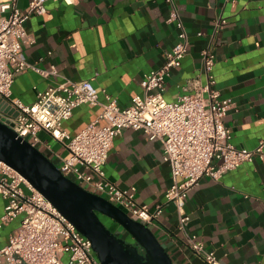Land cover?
<instances>
[{
	"label": "crops",
	"instance_id": "1",
	"mask_svg": "<svg viewBox=\"0 0 264 264\" xmlns=\"http://www.w3.org/2000/svg\"><path fill=\"white\" fill-rule=\"evenodd\" d=\"M31 2L17 0V6L25 11ZM174 2L190 43L181 66L166 77L164 98L176 101L184 93L183 85L197 76L205 82L201 50L217 18H225L227 25L214 46L215 87L234 103L224 118L232 143L255 148L264 141V0ZM46 8L45 14L33 15L25 24L35 42L24 46V53L29 63L47 71L54 68L57 75L45 77L28 70L17 76L13 96L27 105L36 101L37 92L68 79L91 81L101 103L108 95L122 108L128 107L134 96L143 93L144 76L164 64L178 40L174 24L167 22L171 10L167 0H74L72 4L48 0ZM100 111V106L82 105L63 128L74 136ZM39 137L38 149L59 166L67 149L45 131ZM103 170L118 187H135L141 205L162 206V214L148 227L174 264H208L186 244L177 209L166 200L173 180L160 140L125 129L114 140ZM5 205L0 195V218ZM185 212L190 217L188 231L221 264H264V161L245 163L219 180L204 177L189 192ZM20 222L17 217L0 229V248ZM62 261L68 264V256Z\"/></svg>",
	"mask_w": 264,
	"mask_h": 264
},
{
	"label": "built area",
	"instance_id": "2",
	"mask_svg": "<svg viewBox=\"0 0 264 264\" xmlns=\"http://www.w3.org/2000/svg\"><path fill=\"white\" fill-rule=\"evenodd\" d=\"M47 1L32 0L22 11L17 0H0V100L17 112L13 118L0 111V119L7 120L19 137L35 147L41 142L39 133L47 132L68 151L67 157L57 166L62 174L103 196L132 220L147 226L160 217L162 206L150 209L141 205L136 198V188L118 187L105 176L103 166L114 140L125 129L140 131L148 140H160L173 180L165 197L177 209L178 228L194 254L208 264H221L215 253L207 250L197 236L188 231L190 217L185 212L188 194L204 177L219 180L245 163L256 159L264 161V141L253 149L237 147L224 123L234 103L230 98L222 97L215 87L212 72L216 38L227 20L217 18L209 42L201 50L205 82L199 76L188 80L183 85L184 93L174 102L164 98L165 80L172 70L181 66L190 42L174 0H167L171 6L167 22L174 24L178 40L166 54L164 64L144 76L143 93L134 96L128 107L122 108L108 95H105L106 102L101 103L99 92L91 81L78 83L68 79L37 92L36 101L27 105L13 96L15 78L28 70L45 77L57 75L54 68L47 71L29 63L24 53V46L35 42L25 24L31 16L47 12ZM64 1L67 4L74 2ZM82 105L100 106L101 111L92 122L71 136L63 124ZM0 195L6 201L0 229L21 217L18 230L0 248V262L63 264L62 258L67 255L68 264H102L91 241L42 193L1 160Z\"/></svg>",
	"mask_w": 264,
	"mask_h": 264
},
{
	"label": "water",
	"instance_id": "3",
	"mask_svg": "<svg viewBox=\"0 0 264 264\" xmlns=\"http://www.w3.org/2000/svg\"><path fill=\"white\" fill-rule=\"evenodd\" d=\"M0 111L13 118L17 116L1 100ZM0 160L22 175L91 241L102 264H174L147 225L132 220L103 196L66 177L43 152L19 137L12 124L3 118L0 119ZM99 214L116 223L117 230L108 228ZM123 233L135 243L121 238Z\"/></svg>",
	"mask_w": 264,
	"mask_h": 264
},
{
	"label": "flooded vegetation",
	"instance_id": "4",
	"mask_svg": "<svg viewBox=\"0 0 264 264\" xmlns=\"http://www.w3.org/2000/svg\"><path fill=\"white\" fill-rule=\"evenodd\" d=\"M99 217H100V219L103 221V223L108 227V228H110L111 230H112V228H115V229H113L112 231H116L117 230V227H118V225L116 224V223H114L112 220H110L109 218H107V217H105V216H103V215H100L99 214ZM122 235H124V236H128L126 233H123ZM126 237L124 238L125 240H126ZM128 237H130V236H128ZM130 239H131V237H130ZM127 241V240H126ZM131 243V242H130ZM135 243V242H134ZM133 243V244H134ZM142 252V251H141Z\"/></svg>",
	"mask_w": 264,
	"mask_h": 264
},
{
	"label": "trees",
	"instance_id": "5",
	"mask_svg": "<svg viewBox=\"0 0 264 264\" xmlns=\"http://www.w3.org/2000/svg\"><path fill=\"white\" fill-rule=\"evenodd\" d=\"M126 240L128 241V242H131V243H134V241L132 240V239H130V237H126Z\"/></svg>",
	"mask_w": 264,
	"mask_h": 264
},
{
	"label": "rangeland",
	"instance_id": "6",
	"mask_svg": "<svg viewBox=\"0 0 264 264\" xmlns=\"http://www.w3.org/2000/svg\"><path fill=\"white\" fill-rule=\"evenodd\" d=\"M37 148H38V147H37ZM87 190H88V188H87ZM112 230H113V228H112ZM125 237H126V236H124V235H121V238H123V239H124Z\"/></svg>",
	"mask_w": 264,
	"mask_h": 264
}]
</instances>
